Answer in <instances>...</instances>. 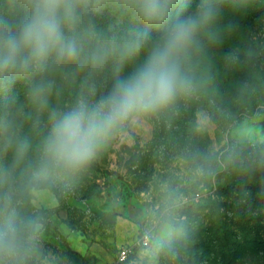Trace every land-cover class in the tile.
Listing matches in <instances>:
<instances>
[{
  "label": "clouds",
  "instance_id": "obj_1",
  "mask_svg": "<svg viewBox=\"0 0 264 264\" xmlns=\"http://www.w3.org/2000/svg\"><path fill=\"white\" fill-rule=\"evenodd\" d=\"M223 0H0V264H45L47 214L111 142L144 121L216 93L202 66L225 29ZM232 11L252 0H231ZM233 26H227L231 30ZM17 85L20 87L17 88ZM255 86L242 81L239 100ZM67 95V99L63 97ZM210 149L194 138L154 183L136 228L140 264L187 253L192 190L220 170L264 168L258 114L236 120ZM211 127L201 113L196 134Z\"/></svg>",
  "mask_w": 264,
  "mask_h": 264
},
{
  "label": "rangeland",
  "instance_id": "obj_2",
  "mask_svg": "<svg viewBox=\"0 0 264 264\" xmlns=\"http://www.w3.org/2000/svg\"><path fill=\"white\" fill-rule=\"evenodd\" d=\"M231 9L221 16L225 30L220 41L232 45V54L205 48L202 56L216 85L208 104L195 105V129L201 113L211 122L196 140L204 149L221 142L231 123L223 113L229 111L236 120L260 115L259 134L264 136V0ZM242 81L255 90L241 102ZM182 129L183 123L173 118L142 122L113 140L69 190L58 192L47 214L45 264H119L122 247L129 249L125 264H140L139 211L154 195L156 179L175 169V157L190 139ZM7 163L0 154V167ZM192 195L185 209L191 222L189 248L172 264H264V168L220 170Z\"/></svg>",
  "mask_w": 264,
  "mask_h": 264
},
{
  "label": "trees",
  "instance_id": "obj_3",
  "mask_svg": "<svg viewBox=\"0 0 264 264\" xmlns=\"http://www.w3.org/2000/svg\"><path fill=\"white\" fill-rule=\"evenodd\" d=\"M197 3H199V0H192L193 6H195V4H197ZM220 7L224 8V9L232 8L231 0H223ZM205 48L206 49L209 48L212 50H221V51H224L225 53L232 54V45L227 44L226 41L223 42V41L219 40V42H216V43H207L206 42ZM217 65H218V63H217ZM220 80L224 84L231 86V91H232V85L230 84V81L228 80V78L226 76L222 75ZM209 100H210V98H200V99H194L192 101L184 103L179 107L176 114L173 117H171L174 120L183 123L182 132H184L185 135L188 136V138H194L195 140H198V139L201 140L200 136L196 134V129L194 126L195 105L198 103L208 104ZM95 165H96V163H95Z\"/></svg>",
  "mask_w": 264,
  "mask_h": 264
},
{
  "label": "built area",
  "instance_id": "obj_4",
  "mask_svg": "<svg viewBox=\"0 0 264 264\" xmlns=\"http://www.w3.org/2000/svg\"><path fill=\"white\" fill-rule=\"evenodd\" d=\"M128 255H129V249L127 247H122L118 255L119 264H125Z\"/></svg>",
  "mask_w": 264,
  "mask_h": 264
}]
</instances>
